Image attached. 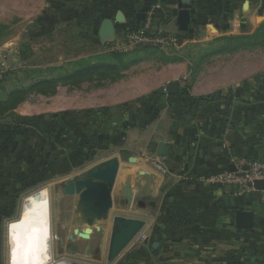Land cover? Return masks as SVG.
<instances>
[{
  "label": "crops",
  "instance_id": "obj_1",
  "mask_svg": "<svg viewBox=\"0 0 264 264\" xmlns=\"http://www.w3.org/2000/svg\"><path fill=\"white\" fill-rule=\"evenodd\" d=\"M93 2V19L101 17L94 40L105 50L82 55L74 60L78 63L50 62L51 41L36 46L37 37L27 34L30 56L38 54L47 60L27 65L19 36H0V66L7 69L0 83V102L41 85L5 111L15 115L8 127L2 126L5 115L0 113V221L14 217L19 190L33 185L15 175L16 164L6 157L12 149L7 145L9 135L24 128L36 138L45 132L44 122L48 124L51 117L58 122L53 132L59 137L65 122L84 117L87 108L93 116V165L87 170L116 160L119 172L109 219L91 227L84 222L73 226L81 242L75 241L79 251L95 255L105 244L103 232L111 233L114 219L122 217L142 220L145 226L113 264H264L260 194L237 196L230 187L211 183L217 174L235 171L234 163L241 158L264 160V0H193L187 32H180L176 25L177 0ZM166 10L175 12V29ZM106 18L115 22L116 34L103 44L99 30ZM149 19L153 31L166 34L171 29L170 47L106 50L119 39L121 30ZM2 25L11 23L0 21ZM83 63L93 65L84 77L93 82L89 95L79 92L75 81L58 83L52 93L43 91L47 87L43 83L78 77ZM185 77L189 90L184 96L180 81ZM175 82L179 91L171 94L169 85ZM164 151L167 157L161 156ZM155 160L164 163L169 174L157 170L152 165ZM127 180L131 202L121 192ZM60 194L63 203L64 193ZM71 196L76 203L69 201L64 209L61 204L57 220L62 212L79 214L80 197ZM140 202L144 207H139ZM238 210L254 212L255 228H236ZM49 227L52 231L51 213ZM89 227L90 237L81 236Z\"/></svg>",
  "mask_w": 264,
  "mask_h": 264
},
{
  "label": "rangeland",
  "instance_id": "obj_2",
  "mask_svg": "<svg viewBox=\"0 0 264 264\" xmlns=\"http://www.w3.org/2000/svg\"><path fill=\"white\" fill-rule=\"evenodd\" d=\"M93 1L94 0H0V21L2 23H11V26H0V36L1 34L6 36H19L21 39L20 44H22V53L24 55L23 59L27 65L47 62L46 59L41 58L38 54L33 57L30 56L29 37L27 34H33L37 37L34 41L36 42V46H41L43 42H48V40L51 41L49 47L50 62L56 63L61 59L63 61L66 60V64H75L76 61L74 60L79 59L82 55H93V52L97 50H105L95 44L96 42L94 40L98 32L101 17L93 19ZM141 8L143 7H138V9ZM123 12L130 13L126 9H124ZM165 13L168 17L167 19L172 22L171 28L175 29V23L173 22L175 12L172 11L171 13L166 10ZM31 21H33L32 24ZM170 30V28L167 29V35H171ZM51 37L54 38L51 39ZM262 47H264V45ZM108 48L106 50H108ZM262 50L264 52V49ZM38 52L39 49L37 48V53ZM80 61L81 60H79V62ZM76 63H78V61ZM5 78L2 81H4ZM89 79L90 78H83L75 83L76 88H78L79 92H82L84 96L89 95L91 87L93 86V82H90ZM53 90V87H46L43 89V91L50 93H52ZM84 110V117L67 120V122H65L66 125L62 132L63 135L59 137H57L56 132H53V130L57 128L56 125L58 122L50 117L48 119V124L44 122V125H46L43 128L45 132L40 133V135L38 134L36 138L31 135V132L29 133L22 128L19 131H14V134L9 135V138L6 139L8 141L7 145L12 147L6 157L7 159L11 158L14 164H16L14 166V169H17L16 171L14 170L15 175H18L19 178L23 180L28 179L30 182L33 181V185L25 188L22 186L23 188L19 190V193L22 194L18 197L17 211L14 217L3 218L0 221V264L11 263V244L9 242L10 225L20 220L26 199L37 191L45 188L50 191L52 204L51 217L53 234L51 233V238L53 260L49 264H113L109 262L108 258L112 232L107 235L106 231L103 232V235L105 234L104 238H107L104 239L106 240L104 246H100L101 254L98 256H88L89 253L83 249L80 250L79 253L87 255H74L69 252L68 244H75L76 241V243L81 245V242L76 240L72 232L75 230L73 226H77V222H79L78 220L81 219V216L80 214L73 215V213L67 215L62 212L60 219L57 220V210L61 207V204L62 209H64L65 205L67 206V202L69 203V201H71L72 204L74 202L76 203V200L71 198L73 196L65 194L63 187H59V185L67 178H70L69 176L71 174L79 175L93 165V116H91L92 113L86 111L87 108L83 109V111ZM13 115L14 114L8 113V115L3 116V120L13 118L15 116ZM27 121L28 120H24V123ZM8 125L10 124L3 123L2 126L8 127ZM30 141L34 143L27 146ZM30 148H32V150H30ZM32 151H34V153H32ZM58 174L63 175L57 178ZM12 177L14 178V174ZM60 192L64 193L63 203ZM137 207L138 205H135V208ZM71 235H73V239H70ZM103 235L101 234V237ZM56 236L58 237L57 241ZM233 242L234 241H232V244ZM244 254L246 255V252H244ZM246 257L248 256L246 255Z\"/></svg>",
  "mask_w": 264,
  "mask_h": 264
},
{
  "label": "water",
  "instance_id": "obj_3",
  "mask_svg": "<svg viewBox=\"0 0 264 264\" xmlns=\"http://www.w3.org/2000/svg\"><path fill=\"white\" fill-rule=\"evenodd\" d=\"M178 15L176 25L180 32H187L191 26V10L193 9V0H177ZM246 2V6H248ZM213 28V27H212ZM116 25L112 19L106 18L103 20L99 36L103 44L112 41L115 38ZM179 91L178 83H171L169 85V92L177 94ZM13 119L3 120V123H11ZM162 157H167L168 152L161 153ZM233 170V168L231 169ZM119 172V164L115 160L111 165L102 166L96 169H89L79 175L67 178L62 182L63 191L68 195H78L80 197L77 212L81 219L79 222H84L93 226L96 221L102 219H109L111 210L115 207L113 200V189ZM60 177V176H59ZM130 180L126 181L125 186L122 187V195L131 202ZM256 190H264V181H255L250 186ZM139 207H144V203L140 202ZM256 216L250 210H238L235 215V226L238 230H251L255 228ZM145 226V222L138 219H129L117 217L113 221L111 241L109 247L108 258L109 262L115 261L136 238L140 231ZM86 229L87 234H81L85 238H89L91 228ZM77 232V231H76ZM73 235L70 239H73ZM70 253L75 254L79 252L78 247L74 243L68 244ZM95 255L101 254L99 247Z\"/></svg>",
  "mask_w": 264,
  "mask_h": 264
},
{
  "label": "built area",
  "instance_id": "obj_4",
  "mask_svg": "<svg viewBox=\"0 0 264 264\" xmlns=\"http://www.w3.org/2000/svg\"><path fill=\"white\" fill-rule=\"evenodd\" d=\"M152 20L149 19L145 24L123 29L119 33V39L112 44L108 50L110 52H125L129 49L145 47H166L169 46L172 37L161 31L152 30ZM7 69L4 65L0 66V82L6 77ZM189 87L188 78L180 81L182 91H187ZM167 91V88L164 87ZM152 165L161 173L167 175L170 170L161 161H153ZM235 171H225L212 178L211 183L228 186L237 196L249 194H260V202L264 206V190L258 191L252 185L255 181H264V160H253L241 158L234 163ZM145 239L144 237L142 238Z\"/></svg>",
  "mask_w": 264,
  "mask_h": 264
},
{
  "label": "bare ground",
  "instance_id": "obj_5",
  "mask_svg": "<svg viewBox=\"0 0 264 264\" xmlns=\"http://www.w3.org/2000/svg\"><path fill=\"white\" fill-rule=\"evenodd\" d=\"M50 213L47 188L26 199L20 220L9 227L10 264H49L53 260Z\"/></svg>",
  "mask_w": 264,
  "mask_h": 264
},
{
  "label": "trees",
  "instance_id": "obj_6",
  "mask_svg": "<svg viewBox=\"0 0 264 264\" xmlns=\"http://www.w3.org/2000/svg\"><path fill=\"white\" fill-rule=\"evenodd\" d=\"M93 69V65L88 64V63H83V68L81 69V74L79 73L78 77L73 78L72 76L69 78H63L61 80H55L52 82H46L43 84H46L47 87H53V89H55V87L58 85V83H67L68 81H78L81 80L82 78L86 77V72H89ZM41 85L37 84L34 87L30 88L29 90H21V91H17L15 93H13L11 95V97L9 98V100L7 102H0V111L1 113H5L6 110H12L13 108H15L20 102L21 100L24 98V94H27L29 92L38 90L39 87ZM181 93H183V95H188V90L187 91H181ZM30 121V120H28Z\"/></svg>",
  "mask_w": 264,
  "mask_h": 264
}]
</instances>
